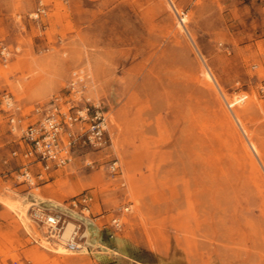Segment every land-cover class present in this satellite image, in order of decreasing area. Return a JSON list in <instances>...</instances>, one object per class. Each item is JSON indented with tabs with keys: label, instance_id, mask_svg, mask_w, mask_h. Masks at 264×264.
<instances>
[{
	"label": "rangeland",
	"instance_id": "374dc122",
	"mask_svg": "<svg viewBox=\"0 0 264 264\" xmlns=\"http://www.w3.org/2000/svg\"><path fill=\"white\" fill-rule=\"evenodd\" d=\"M48 1L36 20V0H0V101L31 111L83 70L112 143L35 188L0 114V264H264V0ZM86 191L104 216L64 253L35 210L75 221L68 201Z\"/></svg>",
	"mask_w": 264,
	"mask_h": 264
},
{
	"label": "built area",
	"instance_id": "2783aa9c",
	"mask_svg": "<svg viewBox=\"0 0 264 264\" xmlns=\"http://www.w3.org/2000/svg\"><path fill=\"white\" fill-rule=\"evenodd\" d=\"M67 3L69 0H61ZM37 4L31 17L38 20L48 14L51 3L48 0H36ZM5 61L11 56L7 44L0 47ZM88 75L77 69L72 73L67 84V94L58 93L47 104H35L31 111H25L24 106L11 93H4L0 101V114L7 118L10 131L18 136L20 147L13 155L21 156L22 163L17 179L21 182L39 188L42 183L50 181L52 174L66 167L75 157L81 146L91 145L103 148L112 143L109 128V117L99 100L88 95ZM234 100L235 104L245 100ZM230 107L231 103H229ZM113 174L121 172L118 160L110 165ZM92 192H81L72 196L67 209L78 214L75 217L76 226L71 236L64 242L72 251H83L88 248V225L95 219L104 216L103 213L93 218ZM122 213L128 212L130 206L121 208ZM37 218L47 226L50 236L61 241L64 226L68 220V211L45 209L35 210ZM123 215H114L111 225L115 230L122 229ZM115 234L111 233V237Z\"/></svg>",
	"mask_w": 264,
	"mask_h": 264
},
{
	"label": "bare ground",
	"instance_id": "6f19581e",
	"mask_svg": "<svg viewBox=\"0 0 264 264\" xmlns=\"http://www.w3.org/2000/svg\"><path fill=\"white\" fill-rule=\"evenodd\" d=\"M36 196H37V200L43 198V196H42L40 193H37ZM7 202H8L9 205H10L11 207H13V208H15V207L18 206L15 202H13V201H11V200H8ZM30 202H31V201H28L27 203H24V204L21 206V211H22L23 215L26 216V218H30V217H29L30 206H31L32 204L36 203V202H34V203H32V204L30 205V204H29ZM40 209H42V208H39L38 211H39ZM45 209H46V208H45ZM75 226H76L75 221H73V220H67V221H66L65 226H64V231H63V234H62V236H61V242H63V243H60V244H61V245H60V251H62V252H64V253H71V254H73V253H78V252H79V251L66 250V249H68V248H65V244H64V242H65V241L71 236V233H72L73 229L75 228ZM45 238L48 239V236H45Z\"/></svg>",
	"mask_w": 264,
	"mask_h": 264
},
{
	"label": "crops",
	"instance_id": "0c3cea01",
	"mask_svg": "<svg viewBox=\"0 0 264 264\" xmlns=\"http://www.w3.org/2000/svg\"><path fill=\"white\" fill-rule=\"evenodd\" d=\"M51 180V179H50Z\"/></svg>",
	"mask_w": 264,
	"mask_h": 264
}]
</instances>
